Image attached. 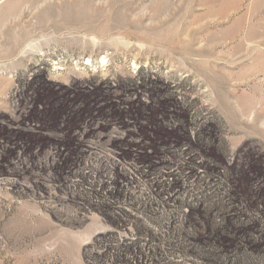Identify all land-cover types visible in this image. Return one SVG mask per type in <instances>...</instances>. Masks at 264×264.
<instances>
[{
  "label": "rangeland",
  "instance_id": "1",
  "mask_svg": "<svg viewBox=\"0 0 264 264\" xmlns=\"http://www.w3.org/2000/svg\"><path fill=\"white\" fill-rule=\"evenodd\" d=\"M0 264H264V0H0Z\"/></svg>",
  "mask_w": 264,
  "mask_h": 264
},
{
  "label": "bare ground",
  "instance_id": "2",
  "mask_svg": "<svg viewBox=\"0 0 264 264\" xmlns=\"http://www.w3.org/2000/svg\"><path fill=\"white\" fill-rule=\"evenodd\" d=\"M250 105H251V103L250 104H244L242 102H239L238 105L235 106V108H237V110L241 114L242 112H245V110H247Z\"/></svg>",
  "mask_w": 264,
  "mask_h": 264
}]
</instances>
